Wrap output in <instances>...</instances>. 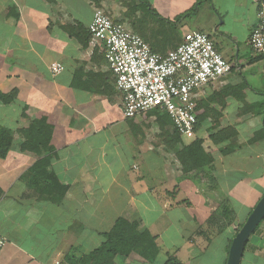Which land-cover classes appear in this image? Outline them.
<instances>
[{"label":"crops","instance_id":"1","mask_svg":"<svg viewBox=\"0 0 264 264\" xmlns=\"http://www.w3.org/2000/svg\"><path fill=\"white\" fill-rule=\"evenodd\" d=\"M133 1L148 10L140 11L138 29L153 51L167 55L187 32L203 31L235 60L229 74L197 91L196 133L207 139L226 130L236 144L217 146L212 164L195 172L159 164L142 150L147 143L135 140L104 48L87 38L102 1L0 0V91H18L0 106L30 107L27 116L0 123L18 129L29 126L30 115L45 118L53 132L41 156L67 186L58 198L40 180L43 169L30 173L40 156L21 150L16 134L0 158V232L7 238L0 264H71L126 215L155 236L159 252L153 261L135 251L118 254L116 264H165L170 257L182 264L183 252H196L188 243L203 251L212 232L224 236L228 259L238 226L264 194V55L250 45L262 0ZM54 61L65 67L57 75ZM248 241L241 264H264V221Z\"/></svg>","mask_w":264,"mask_h":264},{"label":"built area","instance_id":"2","mask_svg":"<svg viewBox=\"0 0 264 264\" xmlns=\"http://www.w3.org/2000/svg\"><path fill=\"white\" fill-rule=\"evenodd\" d=\"M88 31L91 45L104 48L116 86L124 94V116L132 118L159 108L169 114L177 131L187 137L197 132V91L233 69L210 35L203 31L187 32L179 46L167 55L153 51L140 34L98 7ZM250 45L264 55V0L258 7ZM64 68L58 61L50 64L52 75ZM6 242L0 232V252Z\"/></svg>","mask_w":264,"mask_h":264},{"label":"trees","instance_id":"3","mask_svg":"<svg viewBox=\"0 0 264 264\" xmlns=\"http://www.w3.org/2000/svg\"><path fill=\"white\" fill-rule=\"evenodd\" d=\"M150 11L155 13L152 9H150ZM90 37L89 34L87 38ZM17 93L18 91L16 89L8 93L0 91V103L10 104L14 102ZM29 109V106L24 105L22 116H27ZM154 110L156 112H164L165 114L161 115L159 120L163 119L165 122L166 118H168L165 124L171 125L169 121L171 117L167 112L159 108H155ZM199 126L200 122L198 120L196 130L199 129ZM52 132V125H50L45 118L40 117L32 119L29 126L25 128L12 129L0 123V158L7 157L14 145L15 135H21L24 139L20 145L21 150L31 153L33 151L35 155L40 156L34 167L30 168V173L32 174V171L39 168L41 170L43 169V175L40 180H43L47 185L46 188H50L58 198H61L66 193L67 186L59 181L56 174H49L47 172L46 165L48 164V159L41 156L43 151L49 148ZM227 134L228 132L223 130L212 134L208 138L209 140L198 137L190 139L187 136L181 135L175 127L169 129L166 141L168 148L166 147V149L173 152L170 161L177 167L176 174L195 172L212 164L214 161L212 152L217 146L230 140H232V143H230L228 147H233L232 145L236 144L234 143V136H227ZM224 150L226 151L227 147L224 148ZM244 222L240 225L237 232ZM139 227V221L129 219L127 215L121 216L117 219L113 228L104 234L105 240L99 247L80 259H69V262L71 264H116L114 258L118 254L129 255L133 251L139 252L146 259L153 261L156 259L159 252L156 238L147 229L141 231ZM165 264L181 263L176 258L170 257Z\"/></svg>","mask_w":264,"mask_h":264},{"label":"rangeland","instance_id":"4","mask_svg":"<svg viewBox=\"0 0 264 264\" xmlns=\"http://www.w3.org/2000/svg\"><path fill=\"white\" fill-rule=\"evenodd\" d=\"M101 1L102 2L106 1L105 2L106 6L103 7L102 2H100V6H98V8L103 9L106 13L107 12L110 13V15L116 20L117 19L123 20L124 23H126V25L129 28L133 29L135 32L141 35L140 30L138 29L139 26L141 25L140 20L142 19L140 11L142 12L143 15L147 12V9H145V7L142 5L141 2L133 1V0H101ZM201 3L202 1H200V4ZM249 56H251V54H249ZM228 60H230V62L235 63L234 59L229 58ZM16 102L17 104L9 107L0 106V118L2 119H10L11 117L19 118L20 112L23 111V106L20 104V101H16ZM154 109L143 111L139 113L137 116L133 117V119L131 120V127L133 130L135 140L141 143V145L143 144L141 147L146 146L147 143V147L141 149L148 150V153H150L149 155L154 156V158L159 161V164L162 163L163 166L166 164V166L170 167L171 169L173 164L172 161H170V159L171 156L173 155V152L166 149L167 147L166 141H167L169 129H172L174 126L171 119L169 120L171 122V125L165 124L168 118H166L165 122L163 119L159 120V117L165 113L161 111L156 112ZM32 119L34 118H32V116L30 115V118H28L27 122H29L30 124ZM196 137L205 139L204 137L198 135L197 133H195L193 136L189 138L193 139ZM205 140H209V139L207 138ZM228 146L226 144L224 147H228ZM232 146H234V144ZM164 175H166V171H164ZM195 237L198 236L195 235ZM209 238H210L209 244H206L208 246H206V249L203 251L201 250L199 245L194 246L193 243L189 242L188 245L191 248H194L196 252L195 254H193L194 251H191L190 253L183 252V254L181 255L182 258L188 260L182 261V264H191L199 259H201L202 261L201 264H222V260H223V264H227L226 257L222 258L221 255L223 249L224 236L219 234H214V232H212L209 235ZM196 242H199V240L196 239Z\"/></svg>","mask_w":264,"mask_h":264},{"label":"water","instance_id":"5","mask_svg":"<svg viewBox=\"0 0 264 264\" xmlns=\"http://www.w3.org/2000/svg\"><path fill=\"white\" fill-rule=\"evenodd\" d=\"M264 122V117H263ZM264 219V194L259 199L246 221L233 237L227 264H241L246 243Z\"/></svg>","mask_w":264,"mask_h":264}]
</instances>
